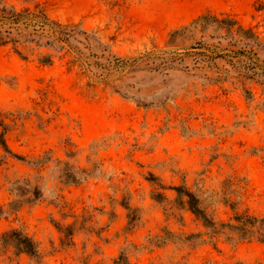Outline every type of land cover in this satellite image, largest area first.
Instances as JSON below:
<instances>
[{
	"label": "rangeland",
	"instance_id": "rangeland-1",
	"mask_svg": "<svg viewBox=\"0 0 264 264\" xmlns=\"http://www.w3.org/2000/svg\"><path fill=\"white\" fill-rule=\"evenodd\" d=\"M4 3L95 40L78 45L90 66L75 52L44 66L0 48V136L26 160L0 146V206L18 187L41 191L0 219V239L23 231L41 264H113L122 252L131 264H264V244L211 239L173 190L188 188L217 223L264 218V0ZM206 15L251 35L195 24ZM67 171L81 181L63 182ZM0 264L37 263L0 247Z\"/></svg>",
	"mask_w": 264,
	"mask_h": 264
},
{
	"label": "trees",
	"instance_id": "trees-1",
	"mask_svg": "<svg viewBox=\"0 0 264 264\" xmlns=\"http://www.w3.org/2000/svg\"><path fill=\"white\" fill-rule=\"evenodd\" d=\"M37 10L36 7L35 11L30 9L19 11L14 6L6 5L4 0H0V48L11 45L19 57L26 58L19 50V47H21L28 54L36 55L39 63L44 66H52L56 57L63 54L64 51L75 52L78 55L77 60L81 61L83 66H90L91 63L87 61L89 57L80 50L78 45H83L85 49H91L95 36L87 34L81 26H64L48 18L44 12ZM208 21H213L218 27L226 29L229 33L233 32L234 27H237L236 33L244 36L251 35L250 31L244 30L236 21L228 18L220 20L206 15L197 19L195 24ZM177 34L178 32H175L173 36ZM48 51L50 53H47ZM116 62L117 66L121 67L129 62L135 65L139 62V59H117ZM0 127L5 128L2 123H0ZM0 146L6 155L19 162H26L24 157L11 151L5 138V131L0 136ZM2 162L3 160L0 159V165ZM37 164H41V162ZM77 175L71 171L63 172V182L78 184L81 180ZM173 190L177 194L175 203L183 208L187 207L209 231L208 235L211 239L221 237L227 242H257L264 244V218L235 213L232 223H217L207 214L201 205V201L188 188L178 186ZM40 198L41 191L38 188L26 191V189L18 187L17 198L10 203L8 210L0 206V219L5 215L18 213L25 205L34 204ZM231 207L235 211L234 205H231ZM126 209L130 211L129 207H126ZM0 247L3 252L13 250L15 256L25 255L35 263L41 264L42 254L37 242L23 231L11 230L3 234L0 239ZM113 264L131 263L129 257L122 252Z\"/></svg>",
	"mask_w": 264,
	"mask_h": 264
}]
</instances>
